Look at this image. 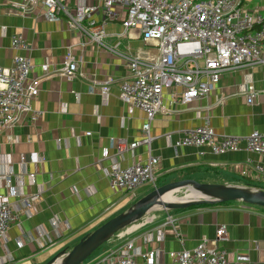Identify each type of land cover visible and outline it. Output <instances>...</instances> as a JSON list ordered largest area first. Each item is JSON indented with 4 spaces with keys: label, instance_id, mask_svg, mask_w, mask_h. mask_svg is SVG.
I'll use <instances>...</instances> for the list:
<instances>
[{
    "label": "crops",
    "instance_id": "crops-1",
    "mask_svg": "<svg viewBox=\"0 0 264 264\" xmlns=\"http://www.w3.org/2000/svg\"><path fill=\"white\" fill-rule=\"evenodd\" d=\"M27 1L0 0V65L11 67L16 54L30 57L39 89L30 105L40 112L35 121L30 112L23 114L0 137V177H10L8 184L0 180V193L10 195L17 190V195L9 197L18 215L6 238L0 239V264H45L155 188L148 184L133 192L113 191L108 173L116 163L126 167L145 162L149 155L159 156L156 187L194 179L264 190V177L254 168L257 163L264 165V155L246 150L215 155L207 148L175 147L186 129L206 123L219 134L264 133V66L246 65L224 72L206 97L189 105L172 103L166 91L167 112L152 123L150 147L140 144L119 151L118 139L127 143L141 139L145 121L142 110L129 113L127 103L118 96L119 82L129 73L121 54L150 49L156 55L155 42H145L137 30L126 31L123 13L104 25L107 47L101 46L71 28L64 15L57 21L46 20L39 2L29 13L12 11L13 4ZM79 1L67 0L66 4L73 7ZM242 5L247 12L261 11L264 0H242ZM94 19L101 24L103 12H96ZM14 35H22L28 48L14 49ZM69 53L78 64L77 75L70 80L61 72L52 73L65 67ZM46 62L52 74L43 77ZM251 87L255 95L248 103ZM243 168L248 174L241 173ZM31 173L35 174L33 182ZM34 196L37 199L30 202ZM27 201L29 206H24ZM221 224L227 227L225 240L217 239ZM204 237L237 264H264V207L242 201L160 207L113 235L82 264H109L108 253L127 241L139 251L141 263L149 264L145 254L160 247L164 252L153 264H171L169 251L193 249Z\"/></svg>",
    "mask_w": 264,
    "mask_h": 264
},
{
    "label": "built area",
    "instance_id": "built-area-1",
    "mask_svg": "<svg viewBox=\"0 0 264 264\" xmlns=\"http://www.w3.org/2000/svg\"><path fill=\"white\" fill-rule=\"evenodd\" d=\"M38 2L44 7L46 20L57 21L64 15L71 28L80 30L101 46L107 47L103 41L104 25L120 19L123 13L126 31L137 30L145 42H155L156 55L150 49L121 54L127 60L129 73L119 82L118 96L127 103L129 113L142 110L145 121L141 139L131 143L118 139L119 151L134 149L140 144L150 147L152 123L156 116L167 112L163 102L166 91L172 103L189 105L206 97L224 72L246 65L264 66V9L247 12L242 0H102L101 4L80 0L73 7L67 6V0H28L13 4L12 11L29 13ZM98 11L104 16L99 25L94 19ZM12 47L24 50L28 45L22 35H14ZM109 49L119 53L114 48ZM33 69L30 57L24 54H16L9 68L0 65V137L5 129L15 126L23 114L30 112L32 121L40 116V112L30 105L39 93L38 83L32 77ZM42 69L43 77L61 72L70 80L76 77L78 64L69 53L61 71L51 73L47 62ZM254 95V89L249 88L248 103L253 102ZM182 146L207 148L215 155L239 150L264 155V133L255 130L245 137L219 134L206 123L186 129L175 142V147ZM34 161L38 158L34 157ZM160 161L159 156L149 155L145 162L126 167L113 164L108 173L110 188L133 192L148 184L156 187ZM254 168L264 177L263 164L257 163ZM241 173L248 174V169L243 168ZM29 177L33 182L35 174L31 173ZM0 180L8 184L10 177L1 176ZM10 195H17V190L13 189ZM10 195L0 193V239L6 238L18 219ZM36 199L37 196L31 197L30 202ZM25 204L29 206V201ZM28 212L31 213L30 209ZM58 223L57 219L53 221L55 227ZM216 235L217 239H227L225 224L217 228ZM163 252L160 247L150 250L145 254L146 262L155 263ZM138 254L132 241H127L105 258L109 264H143L137 260ZM167 254L171 264H237L228 258L225 250L217 249L205 237L193 249Z\"/></svg>",
    "mask_w": 264,
    "mask_h": 264
},
{
    "label": "water",
    "instance_id": "water-1",
    "mask_svg": "<svg viewBox=\"0 0 264 264\" xmlns=\"http://www.w3.org/2000/svg\"><path fill=\"white\" fill-rule=\"evenodd\" d=\"M177 190L193 195L188 199L163 200L165 194ZM229 201H242L264 207V190L240 184L201 183L194 179L177 180L157 186L126 211L87 233L70 250L58 253L45 264H82L113 235L139 221L154 209H178Z\"/></svg>",
    "mask_w": 264,
    "mask_h": 264
},
{
    "label": "bare ground",
    "instance_id": "bare-ground-1",
    "mask_svg": "<svg viewBox=\"0 0 264 264\" xmlns=\"http://www.w3.org/2000/svg\"><path fill=\"white\" fill-rule=\"evenodd\" d=\"M184 192V196H176L175 194H178L179 192ZM192 193L190 192H185L183 190H177V191H173V192H169L167 194H165L163 196V200L165 201H174V200H179V199H188L190 197H192Z\"/></svg>",
    "mask_w": 264,
    "mask_h": 264
},
{
    "label": "rangeland",
    "instance_id": "rangeland-1",
    "mask_svg": "<svg viewBox=\"0 0 264 264\" xmlns=\"http://www.w3.org/2000/svg\"><path fill=\"white\" fill-rule=\"evenodd\" d=\"M146 186H147V185H146ZM180 193H181V196H184V195H185L184 192H182V191H181ZM175 195H176V194H175ZM94 253H95V252H94Z\"/></svg>",
    "mask_w": 264,
    "mask_h": 264
}]
</instances>
